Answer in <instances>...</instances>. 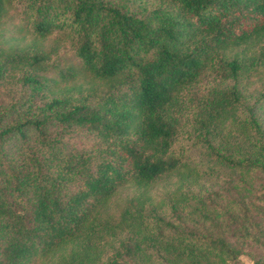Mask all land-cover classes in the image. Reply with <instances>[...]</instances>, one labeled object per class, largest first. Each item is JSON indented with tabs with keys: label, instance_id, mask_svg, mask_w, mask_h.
Instances as JSON below:
<instances>
[{
	"label": "trees",
	"instance_id": "trees-1",
	"mask_svg": "<svg viewBox=\"0 0 264 264\" xmlns=\"http://www.w3.org/2000/svg\"><path fill=\"white\" fill-rule=\"evenodd\" d=\"M11 82L0 264H233L264 231V0H0Z\"/></svg>",
	"mask_w": 264,
	"mask_h": 264
},
{
	"label": "rangeland",
	"instance_id": "rangeland-1",
	"mask_svg": "<svg viewBox=\"0 0 264 264\" xmlns=\"http://www.w3.org/2000/svg\"><path fill=\"white\" fill-rule=\"evenodd\" d=\"M116 1V0H114ZM120 3L123 0H117ZM61 39V38H59ZM25 43H30L31 42V38L27 37L24 41ZM52 44H55V41L51 38L45 39L43 41V45L47 46V47H51ZM62 44V42L60 43ZM65 44V43H64ZM65 49L62 48L61 51H64ZM63 53V52H61ZM68 53V52H67ZM77 84H82L83 80L79 79L75 81ZM74 82H72L71 84H73ZM85 86H88V83L85 84ZM55 90H57V88H55ZM15 93H16V87H14L12 85V82L10 84H3L0 85V104L6 102L7 100H11L15 97ZM79 137H69L68 141L69 142V146H72L73 144H75L76 141H78ZM238 192H240L241 195L243 196H249L247 195V193L243 192V190H239ZM254 196V195H251ZM262 198L260 199H255L253 197V202L258 204L259 206L264 207V191L262 192L261 195ZM232 241H235V237H231ZM251 239L246 240L245 245H244V250L243 252H246L242 255H240L239 260L233 264H255L254 260L257 259H262L264 260V231H253L251 233ZM258 238V239H257ZM257 239V241H256ZM254 259V260H253Z\"/></svg>",
	"mask_w": 264,
	"mask_h": 264
}]
</instances>
